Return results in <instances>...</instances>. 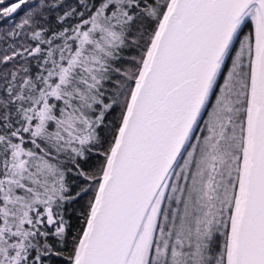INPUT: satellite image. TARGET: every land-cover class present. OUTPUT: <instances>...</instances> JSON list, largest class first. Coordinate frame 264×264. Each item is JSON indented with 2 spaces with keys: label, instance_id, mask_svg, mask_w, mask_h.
<instances>
[{
  "label": "snow or ice",
  "instance_id": "obj_1",
  "mask_svg": "<svg viewBox=\"0 0 264 264\" xmlns=\"http://www.w3.org/2000/svg\"><path fill=\"white\" fill-rule=\"evenodd\" d=\"M0 264H264V0H0Z\"/></svg>",
  "mask_w": 264,
  "mask_h": 264
}]
</instances>
